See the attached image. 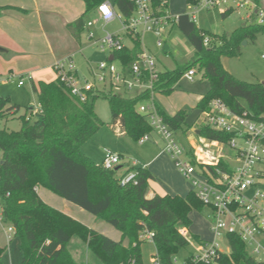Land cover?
<instances>
[{"label": "trees", "instance_id": "obj_1", "mask_svg": "<svg viewBox=\"0 0 264 264\" xmlns=\"http://www.w3.org/2000/svg\"><path fill=\"white\" fill-rule=\"evenodd\" d=\"M82 2L84 12L69 24L74 39L79 42L84 32L86 17L93 15L97 7L107 0H77ZM259 3V0H253ZM194 4V0H186ZM114 10L125 20L132 16L131 0H114ZM152 7L164 14L167 2L151 0ZM9 7L0 6V16ZM264 11V10H263ZM175 27L194 50V57L185 66L162 72L155 85V92L169 95L183 75L197 68L208 83L207 92L195 109L200 115L209 108L214 99L221 100L232 112H246L253 120L264 116V84L240 81L226 71L222 58H234L240 53L244 41H254L258 34L264 36V24L251 23L241 26L229 35H208L201 32L188 14L177 17ZM209 36V44L204 39ZM131 48L114 53L123 64L137 59L142 52L139 36H128ZM38 105L35 120L21 117L20 129L9 132L0 128V197L5 224L15 229L19 241L21 261L19 264H78L68 250V244L76 237L86 244L103 264H142L140 234L144 229L154 233L155 260L158 264H173V257L189 245L180 229L191 225L189 213L193 208L202 211L204 206L191 192L186 197L155 195L146 199L148 182L152 175L142 168L129 169L136 172V184L120 186L118 170H105L93 163L81 152V147L99 131L103 123L94 110V101L102 98L108 102L111 125L118 126L125 135L138 141L150 134L152 129L146 117L137 111L147 94L126 98L111 92H97L80 103L69 95L58 80L38 84ZM0 98V113L18 111ZM31 110V109H29ZM163 122L175 134H186L191 129L196 138L227 142L229 134L217 132L203 125H188V114L178 111L167 115L157 107ZM197 115V116H198ZM198 117L195 118L197 120ZM195 122V121H193ZM194 163V162H193ZM43 187L57 197L77 206L116 229L121 238L113 241L105 235L87 228L62 212L46 205L35 189ZM8 194V196H6ZM193 239L198 241L197 236ZM232 263L222 256L219 264H264L251 257L244 244L236 236H229ZM4 248L0 246V264ZM185 264L192 263L190 259Z\"/></svg>", "mask_w": 264, "mask_h": 264}, {"label": "built area", "instance_id": "obj_2", "mask_svg": "<svg viewBox=\"0 0 264 264\" xmlns=\"http://www.w3.org/2000/svg\"><path fill=\"white\" fill-rule=\"evenodd\" d=\"M134 6L132 16L127 20L117 13L108 1L100 4L95 18L85 23L84 30L101 23L103 28L115 21L121 26L124 37L130 41V36L151 33L156 38V47L164 49V30L175 25L177 18H170L167 11L159 14L151 5V0H131ZM188 4L189 19L195 22V13L199 10L214 8H233L237 12L255 10L257 24H264V11L256 6L253 0H194ZM99 49L107 54L92 69L93 82L85 80L80 83L72 57L67 56L56 60L52 65L55 79L65 86L69 95L80 103L88 100L89 95L106 92V88L134 93V96L147 94L148 105L139 104L137 111L146 117L152 131L142 136L138 144L151 141L155 134L161 141L162 152L169 156L174 168L188 182L196 199L208 210L209 232L212 240L197 242L195 253L190 256V262L202 264H219L222 256L230 254L229 236H236L245 246L247 253L262 262L264 260V191L260 189L264 181V116L259 120L251 119L246 112L236 114L221 100L214 99L209 108L199 115L197 125H203L217 132L230 135L227 142L209 141L197 138L200 144L197 148H184L175 138V134L163 122L157 106L152 98L155 85L160 80L161 71L155 58L144 48L137 59L129 64H123L114 58V53L120 52L127 45L120 34L104 32V36L95 42ZM209 44L204 39V46ZM113 56L112 60L109 57ZM194 69L185 73V78L192 81ZM17 80V87H24L32 81L30 74L16 76L8 74L0 76V85ZM100 86V87H98ZM40 107L28 110L26 119L35 117ZM1 112V120L12 116ZM194 162V163H193ZM120 163V157L109 150L104 151L101 166L105 170H113ZM135 166V164H134ZM145 169L144 167H141ZM136 172L125 173L120 179V186L136 184ZM36 190V189H35ZM8 196V194L6 195ZM2 199L0 197V228L4 233L6 247L15 238V229L4 223L2 215ZM6 225L5 230L3 226ZM187 230L180 229V234L187 237ZM154 233L144 229L139 236L142 243L153 244ZM224 239L229 248L228 254L221 252L219 241ZM157 263V261H156ZM127 264H136L130 261ZM158 264V263H157Z\"/></svg>", "mask_w": 264, "mask_h": 264}, {"label": "rangeland", "instance_id": "obj_3", "mask_svg": "<svg viewBox=\"0 0 264 264\" xmlns=\"http://www.w3.org/2000/svg\"><path fill=\"white\" fill-rule=\"evenodd\" d=\"M107 1L113 3L114 0ZM77 6L79 8L77 11H80L81 8L84 10V6L81 5L80 2L77 3ZM223 9L224 8L218 7L209 10L202 9L197 11L195 13L197 14L195 21L196 27L201 32L208 35H223V33L226 31L228 32L230 28L228 24H231V19L223 20L221 18L220 11ZM94 18L92 14L88 15L86 17V22L91 21ZM89 31L92 33L93 38H89V32L85 30L81 34L79 42L71 43L69 47H61L58 49V51L54 50L52 53L50 52L51 56L49 57L46 55H39L41 56L38 57V59L40 58L39 65H52L56 60L71 56L80 83H83L85 80L93 82L92 69L95 68V65L98 62L104 61L107 58V54L102 52L95 43L96 40L102 38L104 36V32H106L110 34H120L123 38V42L126 45H129V42L124 37V34L121 31L120 23L118 21L106 25L103 30L101 23H99L97 26L89 29ZM208 35H206V39H209ZM140 41L145 51L155 58L158 69L161 72L171 71L178 67L185 66L191 62L194 57L193 48L183 37L180 31L175 27V25L172 27L170 33L164 30L163 41L165 46L170 49V51L167 53H165L163 49L156 47V38L151 33H145L141 35ZM245 42V45H243V43L241 44L240 53L237 57L222 58V66L225 70L230 72L232 76L240 81L264 84V36L262 34H258L254 41ZM33 56L34 54H30L26 51L24 54H19L18 58L11 60L10 55L8 57L6 53H0V76L5 77L10 72L16 76L27 74L30 71L28 68H33V66L35 67L38 65V60L36 61ZM45 68L48 69V67ZM193 69L196 71V75L192 82L182 78L175 85L174 91L171 94H155L152 98V101L156 102V104L168 115L175 114L178 110L185 111L188 114L186 120L188 125L192 124L198 115V112L195 109V96L199 94H205L208 90V83L206 79L202 77V73L199 72L195 67ZM106 92H111L114 95L126 98H131L134 96V93L132 92L125 93L116 89L106 88ZM0 98L7 100L9 104L16 105L19 108L18 111L12 116L3 119L0 122V128L9 132L18 131L21 126V117L24 116L29 109H36L38 107L37 93L32 89L30 83H26L24 87L20 88L17 87V80L2 84L0 85ZM149 103L150 101L148 100H143L141 102L143 105H148ZM94 110L98 118L102 121L103 125L92 137V139L87 141L81 147L82 154L89 158L93 163L101 165L105 150H109L116 155H120L122 162L127 160L134 162V160L143 161V159H148V157L153 155L154 152L162 148L161 141L157 140L155 134L151 135L150 142L140 145L133 137L123 134L118 126L111 125L109 106L105 99H96L94 101ZM31 120L34 121L35 117L33 116ZM175 138L182 147L185 149L190 148L189 145L183 141V133H175ZM197 140L198 139L196 138L194 148H197L200 145ZM172 166L164 168L162 172L163 178H160L161 176H157L156 180L155 176L153 175V178L150 180H154L155 182H157L159 179L163 180V187L165 189H167L165 186L169 187L170 189L171 185H174L176 189L183 188L190 191V188L184 179ZM260 189L264 191V181L261 182ZM84 214L92 217L86 212ZM207 215V208H203L202 211H198L196 208L191 210L189 213L191 225L187 230L188 233L186 237L189 241V245L174 255L173 264H185V261L188 260L193 253H195L197 242L200 240H212V235L209 232V219ZM107 226L117 232L116 234H119L118 239L120 240V233L109 224ZM3 228L6 230L7 226L4 225ZM196 235L200 237L198 241L193 239V236ZM108 237H110L111 240L113 239L111 236ZM0 244L2 248L5 249L1 256V263L19 264L21 261V252L19 249L18 239L13 238L8 247H5L6 241L3 230H1ZM219 244L221 246V252L223 254H228L229 248L227 246V242H225L224 239H221ZM68 250L78 264H103L99 258H97L91 251L87 249L86 244L76 237L72 238L69 242ZM141 253L142 264H157L155 260L154 245L150 243H144L141 245ZM226 257V260L229 263H232L231 257ZM262 262H264V260Z\"/></svg>", "mask_w": 264, "mask_h": 264}, {"label": "crops", "instance_id": "obj_4", "mask_svg": "<svg viewBox=\"0 0 264 264\" xmlns=\"http://www.w3.org/2000/svg\"><path fill=\"white\" fill-rule=\"evenodd\" d=\"M162 1L167 2L166 11L170 18L173 19L183 14H188V5L186 0ZM79 2L80 1L77 0H0V6L9 7L8 9L4 10L0 16V48L3 50L0 53H6L8 57L10 55L11 60L18 58L19 54H24L26 51L30 54H34L33 58H35L36 61L38 60V65H36L35 67L33 66L34 69L32 67L28 68L30 71L27 73L30 74L32 77V81L30 82L32 89H38V84L40 82L50 83L56 80L54 72L53 70H51L53 64H49L47 66L39 65L40 58L38 59V57H41L39 55H46L47 57H49L51 56L50 52L52 53V51L54 50L58 51V49L61 47H69L71 43H77L69 29V24L79 18L84 12L83 8H81L80 11H77L79 9V5L77 6V3ZM80 3L81 5H83L82 2ZM256 6L264 10V0H259V3H257ZM95 15L96 13L93 14V18L95 17ZM196 16L197 14H195V21L197 18ZM220 16L223 20L231 19V24H228V26H230L229 31H226L225 33H223V35H229L232 31L241 26L248 25L251 23H257L255 10H253L252 12H237L230 7L220 11ZM173 26L174 25L170 26L168 29H166V31L170 33ZM128 42L129 45H127V47L131 48V40H128ZM141 48H143L142 44ZM164 48L165 53L170 51L167 46H165ZM45 67H48V69ZM11 73L12 72H10L9 74ZM184 75L182 78L188 80L187 78H185ZM195 75L193 76L192 81ZM202 95L204 94H199L195 96L194 102L196 105L202 98ZM156 106L159 107L157 104ZM162 111L164 112V110ZM173 115L174 114L170 116ZM197 117L199 118V115ZM197 120H194L195 122H193V125H197ZM193 131L194 129H191L189 131L190 133L187 132L186 134H183V141L188 144L189 147L194 148V143H196V137ZM153 142L156 143L155 141ZM118 156L121 160V156ZM149 157L148 159H143V161L134 160V162L131 160L122 162L121 160L118 166H116V169L118 170L119 175H124L129 169H137L144 167L146 170L149 171L152 177L154 175L156 179L157 176H161L160 178H163L162 172L164 168L171 167L173 165L169 156L162 152L161 149L154 152L153 155ZM184 181L189 186L190 191L185 190L183 188L176 189L174 185H171L170 189L169 187L165 186L169 190L168 191L163 187V180L159 179L157 182H155L154 180H149L148 189L146 191L145 197L146 199H151L155 195H159L170 197L178 196L184 198L189 194V192H192L188 182L186 180ZM35 191L46 205L62 212L68 217L76 220L77 222L83 224L89 229L96 231L99 234L105 235L106 237L111 236V238H113V241H119V234H116L117 232L107 226L108 224H105V222L96 219L92 215V217L87 216L86 214H84L85 212L82 209L57 197L56 195L52 194L50 191L43 187H37ZM1 230L2 228H0V231ZM196 236L200 239L198 235Z\"/></svg>", "mask_w": 264, "mask_h": 264}, {"label": "water", "instance_id": "obj_5", "mask_svg": "<svg viewBox=\"0 0 264 264\" xmlns=\"http://www.w3.org/2000/svg\"><path fill=\"white\" fill-rule=\"evenodd\" d=\"M245 44H246V42L244 41V42H243V45H245ZM164 50H165V48L163 49V51H164ZM2 51H3V50L0 48V52H2ZM112 58H113V56H110V57H109V60H112Z\"/></svg>", "mask_w": 264, "mask_h": 264}]
</instances>
